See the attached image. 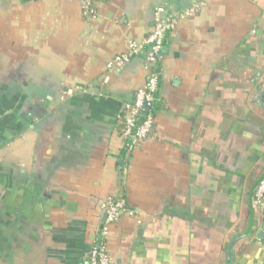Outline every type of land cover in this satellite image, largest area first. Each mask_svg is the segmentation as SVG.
<instances>
[{"label": "crops", "instance_id": "crops-1", "mask_svg": "<svg viewBox=\"0 0 264 264\" xmlns=\"http://www.w3.org/2000/svg\"><path fill=\"white\" fill-rule=\"evenodd\" d=\"M196 1L164 44L154 132L128 154L146 58L107 64L157 7L191 2L93 0L86 16L83 0H0V264H88L108 196L134 212L110 228V264H264V0Z\"/></svg>", "mask_w": 264, "mask_h": 264}, {"label": "built area", "instance_id": "built-area-1", "mask_svg": "<svg viewBox=\"0 0 264 264\" xmlns=\"http://www.w3.org/2000/svg\"><path fill=\"white\" fill-rule=\"evenodd\" d=\"M92 1L83 0L84 14L86 16L95 15ZM189 1L191 6L179 12L172 11L167 5L157 7L154 12L152 32L140 41L129 40L126 51L115 56L107 64V70L115 72L127 66L135 57L141 54H144L146 58L144 69L147 73V78L145 84L135 93L133 101L125 104L122 116L120 138L128 154L133 153L154 132L155 116L152 110L147 109L146 106L149 103L154 104L157 98L160 81L159 63L162 59L166 38L180 22L194 17L204 5L196 0ZM77 90L86 91L81 86L77 87ZM253 204L255 212L263 216L264 178L255 189ZM97 207L100 211V216L103 218V223L100 225L93 243L88 264H110V257L106 247L110 228L119 221L124 213L128 212L133 216L134 212L126 208L124 199H117L115 196L99 199Z\"/></svg>", "mask_w": 264, "mask_h": 264}, {"label": "water", "instance_id": "water-1", "mask_svg": "<svg viewBox=\"0 0 264 264\" xmlns=\"http://www.w3.org/2000/svg\"><path fill=\"white\" fill-rule=\"evenodd\" d=\"M146 107H147V109L152 110V108H153V104H152V103H149V104H147ZM261 180H262V179H261ZM261 180H260V181H261Z\"/></svg>", "mask_w": 264, "mask_h": 264}, {"label": "flooded vegetation", "instance_id": "flooded-vegetation-1", "mask_svg": "<svg viewBox=\"0 0 264 264\" xmlns=\"http://www.w3.org/2000/svg\"><path fill=\"white\" fill-rule=\"evenodd\" d=\"M254 194H255V192H254ZM253 202H254V200H253ZM253 205H254V204H253ZM254 210H255V209H254ZM255 213H256V212H255ZM256 214H257V213H256ZM257 216H258V217H262V216H260L259 214H257Z\"/></svg>", "mask_w": 264, "mask_h": 264}]
</instances>
